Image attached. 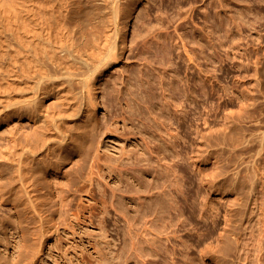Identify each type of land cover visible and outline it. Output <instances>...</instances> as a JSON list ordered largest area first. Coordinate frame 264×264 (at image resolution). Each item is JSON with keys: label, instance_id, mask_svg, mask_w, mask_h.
Here are the masks:
<instances>
[{"label": "rangeland", "instance_id": "1", "mask_svg": "<svg viewBox=\"0 0 264 264\" xmlns=\"http://www.w3.org/2000/svg\"><path fill=\"white\" fill-rule=\"evenodd\" d=\"M124 14L92 92L101 142L39 163L40 217L10 191L31 121L0 118V264H137L131 228L148 219L154 264H264V0H127Z\"/></svg>", "mask_w": 264, "mask_h": 264}, {"label": "bare ground", "instance_id": "2", "mask_svg": "<svg viewBox=\"0 0 264 264\" xmlns=\"http://www.w3.org/2000/svg\"><path fill=\"white\" fill-rule=\"evenodd\" d=\"M126 1L11 0L0 4V118L25 117L35 131L19 152L10 191L31 208L34 218L40 217L43 207L34 194L39 163L52 157L58 162L62 154L75 149L88 155L101 142L92 92L97 74L122 52ZM92 21H98L97 29L87 36L84 26ZM246 61L257 64L250 56ZM94 163L93 172L101 176ZM150 222H145L141 234L131 228L130 255L137 264L157 261L143 255ZM152 235L159 237V229L153 227Z\"/></svg>", "mask_w": 264, "mask_h": 264}]
</instances>
